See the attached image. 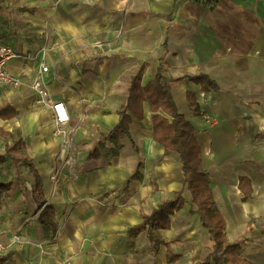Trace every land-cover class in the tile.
<instances>
[{
    "label": "crops",
    "instance_id": "obj_1",
    "mask_svg": "<svg viewBox=\"0 0 264 264\" xmlns=\"http://www.w3.org/2000/svg\"><path fill=\"white\" fill-rule=\"evenodd\" d=\"M0 46L35 57L9 61L23 86L0 88V107L16 113L0 118V264H198L212 253L179 155L153 139L152 117L172 118L145 100L140 119L127 112L129 140L107 138L136 77L142 89L167 81L174 110L193 128L227 241L264 264V0H0ZM41 63L49 94L69 114L65 137L30 89ZM68 138L75 162L49 198ZM19 157L41 180L40 202ZM177 193L184 204L167 228L128 232Z\"/></svg>",
    "mask_w": 264,
    "mask_h": 264
},
{
    "label": "trees",
    "instance_id": "obj_2",
    "mask_svg": "<svg viewBox=\"0 0 264 264\" xmlns=\"http://www.w3.org/2000/svg\"><path fill=\"white\" fill-rule=\"evenodd\" d=\"M212 1L215 0H210V2ZM140 76L141 73L139 74ZM157 78L159 80L161 78L160 75ZM139 80L140 78L138 77L133 79L130 95L126 100L125 106L119 112L118 124L107 135V138L111 140L126 138L129 140L128 127L130 117L127 115V112L138 114V118L140 119V106L145 100L149 101L153 113H156L160 109L163 113L168 114L172 118L171 123H168L165 118L159 115L152 117L153 139L164 148L165 152L174 151L179 155L185 183L190 191L192 203L196 206V213L200 218V223L214 242L212 253L206 260L198 264H253L240 256V248L237 243H229L227 241L224 231L225 223L220 214L215 210V203L209 188L207 175L201 168V154L194 139L193 128L184 117L178 115L174 110L168 91L164 90V85L167 87V81H159L160 89H158L157 84L148 85L142 89L139 87ZM192 80L196 82L205 80L211 85L205 77L192 78ZM15 115V111L9 104L4 103L0 107V118L10 119ZM21 144V141L14 142L6 149V153H14L19 149ZM16 161L17 163L26 164L29 168L35 179L34 198L37 202L42 201V183L36 171L31 167L30 161L25 157L16 158ZM245 197H248V194ZM183 204L184 200L181 193H177L172 200L161 203L158 209L154 210L150 215H143L142 223L128 232L134 236L146 227L150 230L167 228L169 216L174 210L182 207Z\"/></svg>",
    "mask_w": 264,
    "mask_h": 264
},
{
    "label": "built area",
    "instance_id": "obj_3",
    "mask_svg": "<svg viewBox=\"0 0 264 264\" xmlns=\"http://www.w3.org/2000/svg\"><path fill=\"white\" fill-rule=\"evenodd\" d=\"M25 59V60H34L35 57H32L30 54L20 55L13 48L7 46H0V88L3 87H12L19 88L23 86V83L11 75L6 70V65L9 61L13 59ZM48 72V68L41 63L39 68L36 71L35 77L30 84V89L37 96L36 103L42 109L49 111V119L54 125L56 135L65 137L66 132L65 128L69 123V114L65 104L62 101H56L52 98L47 90V84L44 79V75ZM204 120L206 123H213L214 118L205 115ZM71 148V139L68 138L62 143V149L55 157L53 173L50 176L51 182V192L49 198L52 197L56 185L58 182L59 173L64 170V168L72 167L74 165V158L70 155ZM49 200L42 204L41 209L36 213V215L42 210L46 205H48ZM12 243H19L20 238L15 235L11 238ZM6 252V247L0 244V256Z\"/></svg>",
    "mask_w": 264,
    "mask_h": 264
}]
</instances>
